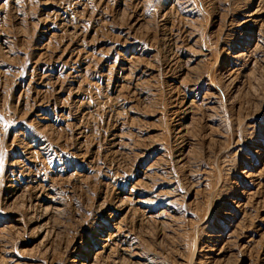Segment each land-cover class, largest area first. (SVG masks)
I'll list each match as a JSON object with an SVG mask.
<instances>
[{
	"label": "rangeland",
	"instance_id": "374dc122",
	"mask_svg": "<svg viewBox=\"0 0 264 264\" xmlns=\"http://www.w3.org/2000/svg\"><path fill=\"white\" fill-rule=\"evenodd\" d=\"M0 264H264V0H0Z\"/></svg>",
	"mask_w": 264,
	"mask_h": 264
},
{
	"label": "snow or ice",
	"instance_id": "6c2138e0",
	"mask_svg": "<svg viewBox=\"0 0 264 264\" xmlns=\"http://www.w3.org/2000/svg\"><path fill=\"white\" fill-rule=\"evenodd\" d=\"M5 2H6V0H5Z\"/></svg>",
	"mask_w": 264,
	"mask_h": 264
}]
</instances>
